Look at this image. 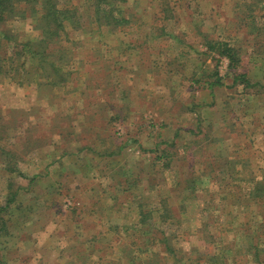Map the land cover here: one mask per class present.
Masks as SVG:
<instances>
[{
	"label": "rangeland",
	"instance_id": "obj_1",
	"mask_svg": "<svg viewBox=\"0 0 264 264\" xmlns=\"http://www.w3.org/2000/svg\"><path fill=\"white\" fill-rule=\"evenodd\" d=\"M87 1L0 27V264H264V0Z\"/></svg>",
	"mask_w": 264,
	"mask_h": 264
},
{
	"label": "trees",
	"instance_id": "obj_2",
	"mask_svg": "<svg viewBox=\"0 0 264 264\" xmlns=\"http://www.w3.org/2000/svg\"><path fill=\"white\" fill-rule=\"evenodd\" d=\"M23 1H27V0H0V27L6 22L7 20L6 18L13 17L14 15L18 16L17 10L20 9V3ZM40 1H46V0H34L36 4H39ZM48 1H50L51 7L53 9V14H54L53 24H56L57 27L59 28L64 26L67 19H68L67 21L68 24H70L71 21L74 19L73 17H71L73 16V14L71 13L74 12L77 14L76 10H79L77 5L68 7V8H65V7L61 8L59 7L58 0H48ZM117 1L122 2L124 0H117ZM87 2H89L91 6L94 7V10H95L94 16H92L90 23L99 24V22L102 21L101 17H103L102 10L100 8L110 3L109 0H101V1L100 0H88ZM108 5H110L109 8L111 9L112 12L117 8V5L116 6L113 5V0H111V4H108ZM34 10L35 9H31V11H34ZM218 45H219L218 48L221 50V52L227 54V56L230 59V62L233 63V65L232 64L231 65L235 66L239 62V59L234 54L232 47L225 45V43H221V42H219ZM213 46L215 48V43L213 44ZM28 50H30V48L27 49L26 54H28L29 52ZM240 81L242 83H246V86H254L256 84V83H250V81L247 79L245 74L236 75L235 82H240ZM3 151L8 152L4 149ZM16 200H17V194H12V196L6 200L4 205H0V238L5 236L6 234L9 235L10 230H9L8 220L5 218V216L8 210L11 209V205L15 203ZM145 221L146 219L143 218V224ZM161 240H164V239H160L158 241L161 242ZM123 254L127 256L126 252H123ZM131 254L132 253H129V255L127 256V259H129V261H131L132 263H138L142 261L141 257L139 258L135 257L134 254H132L131 256ZM155 254L157 255V253ZM155 257L156 256H152L150 258L143 257V264H152Z\"/></svg>",
	"mask_w": 264,
	"mask_h": 264
}]
</instances>
